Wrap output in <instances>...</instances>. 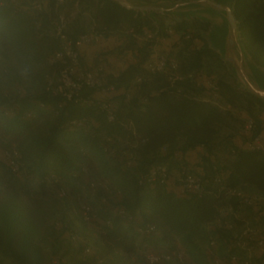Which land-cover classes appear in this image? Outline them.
<instances>
[{
  "label": "trees",
  "instance_id": "obj_1",
  "mask_svg": "<svg viewBox=\"0 0 264 264\" xmlns=\"http://www.w3.org/2000/svg\"><path fill=\"white\" fill-rule=\"evenodd\" d=\"M32 1L0 0V56L10 58L33 86L18 87L13 97H0V144L3 149L15 148L22 163L21 173H15L4 158L0 160V264H52L54 259L68 264L55 246L51 223L59 212V201L81 187L88 188L90 199L83 203L90 205V221L97 224L98 233L91 246L82 247L92 254L75 264H134L133 255L143 242L163 243L167 250L181 248L184 262L190 258L193 264H206L207 259L211 264L201 246V241L207 245L211 239L217 242L215 252L224 264H231L233 254L243 258L244 250L232 246V234L246 221L264 220L260 215L264 211V151L248 148L243 133L241 145L230 134L219 142L216 139L236 115L243 124L251 117L252 135L261 134L264 100L238 90L204 39L208 23L198 19L165 22L168 18L160 16L155 26L147 16L113 0H79L88 3L91 22L103 37L129 29L144 35L146 29L152 33L150 39L145 37L147 44H153L169 29L180 33L176 50L165 55L167 61H176V69L168 66L152 73L145 64L130 63L114 75L98 63L88 67L80 53L81 70H91L106 85H113L111 92L122 88L107 98L116 113L109 122L94 96L99 92L96 88L82 83L79 94L67 99L48 87V80L56 81L66 66L48 60L60 48L52 28L57 14L72 8L73 2L55 6L51 0L48 10H38ZM234 14L249 56L264 68V0H235ZM86 31L79 26L68 35L74 39ZM218 70L225 78H213ZM174 76L180 79L171 81ZM136 77L141 81L134 84ZM209 81L217 85L216 96L207 86ZM202 90L208 100L200 97ZM125 92H130V98ZM88 98L90 103L84 101ZM80 119H84L82 125H71ZM128 123L134 134L127 129ZM106 136L112 140L107 142ZM131 143H136V161L127 166L123 152L131 149ZM199 147L205 151L191 165L186 155ZM105 148H112L114 154ZM158 164L167 165V181L140 182ZM187 172L199 177L200 192H179L178 174ZM18 176L23 180L15 179ZM91 181L95 182L93 195ZM60 188L65 189L64 196H59ZM233 188L256 195V204L241 205L236 197L228 198L226 192ZM148 224L155 226L154 233L138 232ZM262 259L264 252L253 261L260 264Z\"/></svg>",
  "mask_w": 264,
  "mask_h": 264
},
{
  "label": "built area",
  "instance_id": "obj_2",
  "mask_svg": "<svg viewBox=\"0 0 264 264\" xmlns=\"http://www.w3.org/2000/svg\"><path fill=\"white\" fill-rule=\"evenodd\" d=\"M11 2H20L23 0H10ZM72 1L73 7L78 9L79 0H54L55 6L64 4L65 2ZM51 0H33L32 5L38 10H48L50 8ZM92 20V19H91ZM68 23V16L62 11L56 16L52 32L55 37L60 41V48L49 56L48 60L50 63L59 61L65 63L66 66L60 71L57 76V80H48V87L52 89L53 93H61L67 99H71L73 96L79 94L82 83L90 88H96L99 92H111L114 90L113 85H106L103 79L97 76L91 70H81L80 69V47L85 44H91L98 42L103 38V34L97 32L94 28V23L91 22V26L88 31L78 34L74 39L70 38L66 26ZM145 36L152 37V35H147L144 31ZM171 69L177 68V63L174 60L167 61L165 55H160L149 61L146 64V68L150 72L163 71L167 67ZM174 79H180L179 76H174ZM141 81V77H136L133 81L137 84ZM208 88L212 92L213 96H216L217 85L214 82L209 81L207 83ZM19 92V91H18ZM20 95L23 93L20 92ZM130 92H125L126 98H130ZM208 100V98H204ZM84 101L91 102V99H84ZM97 103L105 111L106 119L112 122L116 119V113L113 103L107 98H98ZM42 105V104H41ZM84 119L73 120L71 125H82ZM127 129L134 134V130L131 123L126 124ZM255 127V122L251 117H246L243 124L242 133L248 137L247 147L250 149H260L264 151V137L259 135H252V131ZM105 140L110 142L112 138L106 136ZM131 149L125 150L123 153L125 155V162L127 166H131L136 161V153L134 147L136 143L129 144ZM110 155L114 154V150L105 148ZM3 158L12 172L21 173V159L18 151L15 148L3 149ZM84 169V168H83ZM146 180L150 183L157 181L160 184H164L168 179V169L166 164H158L152 167L146 175L140 177V182ZM218 180V178H217ZM54 181H56L54 179ZM178 190L180 193H196L200 192L202 189V184L197 175L191 172H187L184 175L178 174ZM91 194L93 195L95 189V182H90ZM66 191L64 188H60L59 196H64ZM228 198L236 197L241 205L252 206L256 204L258 197L256 195L249 194L240 189H228L226 192ZM91 208L88 203H82L80 206V213L85 219L90 221ZM118 213L124 216V211L122 209L118 210ZM264 217V211L260 214ZM110 221L106 220L105 225H109ZM138 232L142 235H148L154 233L156 228L153 224H148L145 228L139 227ZM69 240L75 241L77 235L75 232L69 230L66 233ZM232 246L236 249H243V258L237 254H233L230 257L231 264H257L254 262L253 254L255 250H260L261 254L264 252V220L257 219L254 222L246 221L239 230H234L232 234ZM217 248V242L211 239L206 245V252L210 256L211 264H224L223 260L219 258L216 254L215 249ZM139 250H141L142 256L146 264H159L162 262L176 261L177 263H183L186 260V255L183 249L176 248L173 250H158L155 248H150V244L143 242L139 245ZM259 251V252H260ZM85 252H90L87 247ZM52 264H58L57 260L54 259ZM260 264H264V259Z\"/></svg>",
  "mask_w": 264,
  "mask_h": 264
},
{
  "label": "rangeland",
  "instance_id": "obj_3",
  "mask_svg": "<svg viewBox=\"0 0 264 264\" xmlns=\"http://www.w3.org/2000/svg\"><path fill=\"white\" fill-rule=\"evenodd\" d=\"M63 12L68 16L66 31L69 35H72L79 26H82L86 30L89 29V27L91 26V9L88 6V3H79L78 9L74 7H66L65 9H63ZM168 20L169 19H167V21ZM128 31L129 30H126L125 32L116 31L115 33H113L111 37H114V40H111L112 42L109 41L108 44H105L107 48H109L110 46L112 48H109L107 51L101 50L102 52L100 53V55L98 52L97 55L100 58L98 56H94L92 58L94 60V63H98L100 66L104 67L106 71L112 70L116 72L120 68L125 69V64L130 61H136L134 63H142V65H146L149 61L155 59L154 57L158 55H166L168 50L167 48H164V44L157 43L155 46L153 44H147L149 41L147 39H150L149 36H142L141 34L134 32V34L138 37L136 38L133 37L132 34ZM147 35H152V33L148 32ZM121 37H124L123 43L125 44H121L124 45L123 48H120L121 45L115 46L116 41H119ZM145 37H147V39ZM195 41L196 44H199L197 40ZM133 49L137 50V54L133 53ZM87 51L88 49L86 51H83L82 58L85 57L88 60ZM95 53H97V51L94 52V54ZM104 55L107 56L105 57ZM220 76H223L222 70L214 72L213 78L217 79ZM223 77L225 78V75ZM18 87H22L25 90L33 88L31 81L22 78V75L19 74L15 63L10 58L0 56V97L1 95L2 97L4 95H7V97L15 96L18 93ZM235 117V119L230 120L228 124L221 129L220 134L216 139L218 142L221 141V139L227 134H230L234 141H243V121L241 120L240 116L236 115ZM204 151L205 150L202 147L197 148L195 151H191L189 156L187 155L189 161L192 158V162L190 161V164L195 165L199 161L200 155ZM221 152V150H218V153ZM2 155L3 146L0 144V160L3 158ZM22 178L23 177L19 176L15 177V179H18L20 181L23 180ZM88 199H90L88 188L81 187L79 190H76L74 193H71L67 199L60 200L59 212L51 223V230L54 233V236L57 238L55 246L56 248H58L59 255H62L63 260L68 264H75L78 260L86 259L88 258V255L92 254H88V252L83 251L82 247L84 244H88L90 246L93 244V241L98 233V227L97 224L88 221V219H85L80 213V211H78L81 204L86 200L88 201ZM93 202L97 203L96 199L93 200ZM262 219H264L263 216ZM63 229H68L75 232L77 235V239L75 241L69 240L66 234L62 233ZM175 240H177V238H175ZM205 242L206 241H201V246L203 250L206 249ZM152 245L153 244L150 245V248H153L154 246V248L158 250L168 249L163 243H158L157 245L153 246ZM48 251L51 252V249L48 248ZM259 251L260 250H255L253 254L254 260H256L261 254V251ZM133 261L134 264H146L142 256L141 250L138 249V251L133 255ZM206 261V264H209V261L207 259ZM160 264L193 263L192 260L189 258L186 262L183 263L170 261L163 262Z\"/></svg>",
  "mask_w": 264,
  "mask_h": 264
},
{
  "label": "water",
  "instance_id": "obj_4",
  "mask_svg": "<svg viewBox=\"0 0 264 264\" xmlns=\"http://www.w3.org/2000/svg\"><path fill=\"white\" fill-rule=\"evenodd\" d=\"M129 10L147 16L155 26L159 17L198 19L208 23L204 34L235 80L239 91L264 100V68L249 56L234 14L235 0H113Z\"/></svg>",
  "mask_w": 264,
  "mask_h": 264
},
{
  "label": "crops",
  "instance_id": "obj_5",
  "mask_svg": "<svg viewBox=\"0 0 264 264\" xmlns=\"http://www.w3.org/2000/svg\"><path fill=\"white\" fill-rule=\"evenodd\" d=\"M163 17H165V16H163ZM160 18L161 17H159V21H160ZM166 18H168V19H176V18H172V17H166ZM176 20H178V19H176ZM165 22H167V19H165ZM132 29H129V33H131L132 34V36L133 37H136V38H138L132 31H131ZM144 31H146L147 33L149 32L148 30H144ZM205 33H207V31L205 32ZM204 33V34H205ZM142 36H145V34L144 35H142ZM145 39V38H144ZM204 39H205V37H204ZM111 40H114V37H111V35L109 36V37H103L102 39H100L98 42H94V43H91V44H85V45H83V46H81L80 47V53H81V57L83 56V51L85 50H87L88 49V51H87V53H88V60L85 58V57H83L84 59V61L87 63V65H88V67H92V66H94L95 65V63H94V60L92 59L94 56L95 57H97L98 55V52H99V55H100V53L102 52V51H107L109 48H112L111 46L109 47V48H107V46L105 45V44H108V42L109 41H111ZM206 40V39H205ZM123 41H124V37H121L120 39H119V41H116V45L115 46H120L122 43H123ZM198 41V40H197ZM112 42V41H111ZM179 42H180V33L178 32V31H175V30H172V29H169L168 30V34L166 35V36H162V37H157L156 38V40H155V42L153 43V45L155 46L157 43H160V44H164L163 46H164V48H167V53H166V55L167 54H171L174 50H176V48H177V44H179ZM199 42V41H198ZM206 42H207V44H208V41L206 40ZM104 44V45H103ZM123 44H125V43H123ZM95 45V46H94ZM209 45V44H208ZM98 46H100V47H98ZM102 46H104V47H102ZM98 47V48H97ZM124 47V45H121V47L120 48H123ZM209 47V46H208ZM107 48V49H106ZM114 48V47H113ZM102 50V51H101ZM154 50V49H153ZM97 51V53H95L94 54V52H96ZM133 51V53H135V54H137V50L136 49H133L132 50ZM155 51V50H154ZM107 54H110V53H107ZM154 55V54H153ZM152 55V56H153ZM105 57L107 56V55H104ZM155 56V55H154ZM158 56H160V55H158ZM158 56H156V57H158ZM99 57V56H98ZM156 57H154V58H156ZM100 58V57H99ZM95 60H96V58H95ZM134 62H136V61H130V62H128L127 64H125V68H126V66L128 65V64H130V63H134ZM106 70V69H105ZM120 70H123V69H118V71H116V72H114V71H110V70H108L107 72H110V73H113L114 75H116V74H118L119 73V71ZM201 82H206V77H205V75H202V78H201ZM122 92V88L119 90V91H116V92H105V93H103V92H96L95 94H94V96L95 97H97V98H108V97H111L112 95H114V94H116V93H121ZM201 94V96L200 97H202V98H206L207 97V95L205 94V91L204 90H202L201 92H200ZM261 118H263V120H264V113L261 115ZM261 135L264 137V129H263V131L261 132ZM236 142V144H239V145H241L242 144V142L243 141H235ZM189 154H190V152H188L187 153V155L189 156ZM187 155H186V158L188 159V157H187ZM189 160V159H188ZM191 162H192V158H191V160H190Z\"/></svg>",
  "mask_w": 264,
  "mask_h": 264
}]
</instances>
